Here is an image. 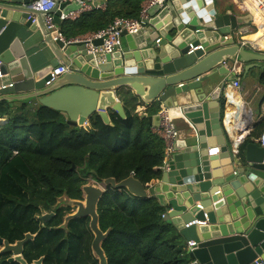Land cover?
<instances>
[{"label":"water","instance_id":"water-1","mask_svg":"<svg viewBox=\"0 0 264 264\" xmlns=\"http://www.w3.org/2000/svg\"><path fill=\"white\" fill-rule=\"evenodd\" d=\"M29 2L0 0V86H6L0 88V100L34 98L40 105L59 111L67 124L79 129L93 114L110 124L107 109L125 117L117 97L120 87L129 88L147 105L159 101L170 108L177 105L176 96L186 97V91H195L196 100L189 95L179 104L194 136L184 148L174 145L168 170H162L155 184H149L153 180L144 184L133 175L119 181L107 177L100 183L84 184L82 199L73 200L76 209L65 219L88 218L93 234L91 250L100 262L106 264L101 248L106 233L98 226L97 204L109 186L125 188L139 198L154 197L168 208L163 219L174 225L184 244L195 242L187 251L197 264H264V147L243 140L233 150L228 146L226 80L220 84L216 99H206L208 88L215 85L213 76L229 71L227 62H250L247 67L259 66L264 71V64H258L264 61V50L255 44L248 49L232 36L240 25L252 23L251 14H236L230 8L220 11L212 0H166L162 7L149 8V18L143 24L146 32L122 31L121 37L131 47L128 51L121 49L100 58L88 54L83 42L64 44L53 39L44 17L53 14L54 23L59 24L60 1L48 12L30 8ZM68 4L63 14L79 7ZM31 14L35 22L28 19ZM21 26L40 30L52 52L47 66L34 70L29 65ZM225 35L229 37L224 39ZM93 43L99 45L101 40ZM196 46L200 47L193 49ZM58 63L68 71L45 85L48 70ZM233 113L236 122L238 112ZM248 114L252 116L251 110ZM242 117L248 120V115ZM147 120L157 126L159 116H147ZM247 120L246 126L251 124ZM215 144L219 148L213 152L219 153L210 155L207 149ZM52 214L40 218L44 221ZM33 236L26 233L14 243L0 237L1 252L12 254L8 262L27 264L21 256L22 247ZM42 260L40 257L32 264Z\"/></svg>","mask_w":264,"mask_h":264},{"label":"trees","instance_id":"trees-1","mask_svg":"<svg viewBox=\"0 0 264 264\" xmlns=\"http://www.w3.org/2000/svg\"><path fill=\"white\" fill-rule=\"evenodd\" d=\"M143 1L108 0L105 10L84 14L78 26L97 31L116 16L135 18ZM68 27L60 29L66 38L74 36L66 32ZM259 79L264 85V74ZM117 97L124 118L111 110L109 124L93 114L88 127L79 129L34 98L0 101V117H7L0 124V237L14 243L25 233L33 234L35 244L22 250L28 264L41 255L43 264H98L91 250L93 234L85 229L87 217L69 219L64 227L55 228L74 210L60 207L58 197L81 200V187L89 180L119 181L133 175L146 184L160 178L164 143L147 120L158 114L160 103L148 104L145 117L136 111L141 99L129 88L120 87ZM41 209L53 214L43 221ZM97 214L98 226L106 233L101 242L106 264L191 263L186 244L174 225L163 219L164 207L156 198H139L125 188L107 186ZM2 254L0 264H7L10 252L4 259Z\"/></svg>","mask_w":264,"mask_h":264},{"label":"crops","instance_id":"crops-1","mask_svg":"<svg viewBox=\"0 0 264 264\" xmlns=\"http://www.w3.org/2000/svg\"><path fill=\"white\" fill-rule=\"evenodd\" d=\"M84 1L87 4H89L90 8H88L86 10L79 11V12L75 11L72 15H68V17H66L65 19H61V17L59 19L60 23L57 24V26L61 29L62 25L63 26L68 25L69 27L66 28V32L69 35H74V36H71L69 38L85 36V35H88L89 33L95 32V31H93L92 27L88 26L89 28H82L81 26H78L79 20L81 19V17L84 14L90 15V14L96 13L97 11L105 10L107 7V3H108V0H96V3H94V0H84ZM212 1L215 4L216 8H218L220 11L230 8L236 14L247 13V12L243 11L240 2L238 4L235 2V0H212ZM68 3H69L68 1H61L60 2L61 7L60 8L58 7L57 10H59V11L64 10L69 5ZM61 11L59 14L60 16L63 14ZM263 22H264V19H262V23ZM239 28H242L244 30V34H242L241 36H238V35L232 33V36L234 37V39L236 41H240V40L244 41L245 47L248 49H251V44L254 45V42H255L254 40H251V38H249V37L254 35V34L264 33V25L262 27V30H263V32H262V30L259 27V24L255 20V17L252 19V23L242 24L239 26ZM20 29H21L20 33L22 36V46L25 49V55L29 59V65L34 70L47 66L49 59L52 57V52L50 51L48 46L43 42L40 30L39 29L29 30L27 28H24L23 26H21ZM141 31H142V33L146 32L147 28L142 27ZM138 39L139 38H137L136 41ZM133 42H134V40L132 41V44H133ZM134 46L136 47L137 45L136 44L132 45V47H134ZM130 48L131 47H128V44L125 41V38L122 37V50L128 51V49H130ZM252 62L253 61H251V63ZM233 64H234V62L233 63L227 62L226 66L229 69L230 67H233ZM248 64H250V62H245V63L236 62V64H235L236 67L240 66V73L238 75L239 83L241 85L240 89H235V88L232 89L230 87L229 88L226 87L227 84L231 83L232 80H234L236 78V74H234L231 71H227V72H222V74H215L213 76V80L215 81V85L212 88H208V90L206 92L207 93V97H206L207 100L216 99V97L219 94L218 90H219L220 84L226 80V82L224 83V86H223V92L227 91V93H228V99H227V104H226L227 117L225 119V124L228 127H230L232 125L231 127L233 129L230 133H228L226 135L227 137L225 136V140L228 143V146H231V150H233V148L234 149L237 148L236 146L240 142V140L241 141L243 140L244 143L249 142V141H253V142H256L258 145H260L258 142V138H259L261 131L264 129V85L261 83V81L259 79L260 76L262 74H264V71L261 70V68L259 66L247 67L246 65H248ZM258 64L263 65L264 61H258ZM194 92H195L194 90L186 91L185 95H186V97H188L190 95L193 97L194 100H196V98L194 96L195 95ZM230 92H232V93H230ZM186 97L185 96L183 97V94L176 96L177 105L170 108L171 109V112H170L171 119L179 131V137L177 138L175 144L176 145L181 144V146L184 145L183 148L185 147V145L189 144V142H188L189 138L194 136V130L192 129L191 125H189L188 121L184 118L183 114L180 111V105L179 104H181V102H183L186 99ZM219 98L221 99L222 97L219 96ZM230 98H231V100L233 99V101H235L234 103H236V110L238 112L236 122H235V119L233 118L234 114H230L228 111V107H229L228 105L230 103L229 102ZM35 101H31V103L35 104ZM159 103H160V106H161V104H163L162 102H159ZM121 104H122V102H121ZM237 105H239V106H237ZM122 106H123V104H122ZM146 106H147V104L141 100L140 107H138L136 109V111L141 113L142 116H143V114L146 115V113L143 111V110H145ZM10 107L14 108V106H12V105H10ZM238 107H239V109H238ZM123 108H124V106H123ZM178 110H179V112H178ZM248 110H251L252 116L248 114ZM110 111H111V109H107V111H106L108 118H109ZM141 111H143V112H141ZM243 114L248 115V120H251L250 125H248V126L245 125L246 124L245 121L247 119L242 117ZM88 120H89V118H88ZM88 120L86 121L85 127H88V125H89ZM6 122H7V117L0 118V124L6 123ZM228 122H230V123H228ZM154 127L155 126L152 125V131L153 132H154V130H153ZM215 148H219L217 144L212 145V147H208L207 150H208L210 155H214V154L219 153V151L216 153L211 152ZM163 151H164V148H163ZM164 163H165V155H164V162L162 164V167H163ZM151 183L155 184L156 181L153 180L149 184H151ZM167 210H169V209L164 208V213ZM180 237H181V240L183 241V237L182 236H180ZM196 264H197V262H196Z\"/></svg>","mask_w":264,"mask_h":264},{"label":"built area","instance_id":"built-area-1","mask_svg":"<svg viewBox=\"0 0 264 264\" xmlns=\"http://www.w3.org/2000/svg\"><path fill=\"white\" fill-rule=\"evenodd\" d=\"M57 1H68L69 3H75L79 5V8L70 11L67 14H62L61 19H65L68 15H72L75 11H82L90 8L89 4H87L84 0H30L29 7L32 9L48 12L51 10L57 3ZM166 0H144L140 5V10L138 16L135 18L129 17H120L116 16L112 19V21L103 29L97 30L95 32L89 33L85 36H79L75 38H66L60 28L54 23L53 14H46L44 17V21L47 29L52 33L53 39H59L64 44L75 43V42H83L84 46L87 50L88 54H92L95 57L103 58L105 54H110L113 52L121 51L122 49V31L130 34L136 32L137 30L143 27V24L148 20V10L154 5L162 7L165 4ZM236 3L241 4L243 11L251 14L252 18L255 17V12L259 13L262 19H264V0H235ZM59 17V18H60ZM31 19L32 22L36 21V17L31 14L28 19ZM237 30V29H236ZM234 34L241 36L244 34V30L242 28L237 30V33ZM229 35H225L224 39H227ZM101 40L99 45H95L93 42L95 40ZM159 39L156 40L158 42ZM240 45L245 46V42L240 40L238 41ZM252 46V44H251ZM200 46H196L193 49L199 48ZM236 62H234L233 67L229 68V71L236 74V78L232 80L231 83L227 84L226 87H230L232 89H240L241 85L239 83V73L240 66L236 67ZM68 69L66 66L58 63L56 66L51 67L47 72V80L45 81V85H50L53 81H55L60 75L67 72ZM7 86H11L8 84ZM6 87L5 85L0 86V88ZM232 93V92H230ZM228 93L225 92V101L227 102ZM170 107H166L163 104L160 106V110L158 112L159 122L158 125L153 128L154 132L159 135L164 143V155H165V163L162 167V170H168V158L169 154L173 150V147L176 143L177 138L179 137V131L174 125L171 115ZM227 114H224L226 117ZM1 118V117H0ZM225 120V119H224ZM229 121V120H228ZM230 123V122H228ZM225 128L227 133L232 131V127H228L225 124ZM258 142L261 146L264 147V129L261 131ZM217 151V149L213 150ZM212 151V152H213ZM16 153V151H14ZM92 181V180H91ZM94 182V181H93ZM95 183V182H94ZM196 224H202L200 221H196ZM195 246L194 241H188L186 243V247L189 251H191ZM190 264H196V260L191 261ZM257 264H259L257 262Z\"/></svg>","mask_w":264,"mask_h":264},{"label":"rangeland","instance_id":"rangeland-1","mask_svg":"<svg viewBox=\"0 0 264 264\" xmlns=\"http://www.w3.org/2000/svg\"><path fill=\"white\" fill-rule=\"evenodd\" d=\"M240 29V28H239ZM238 30V29H237ZM237 30L235 31L236 33H237ZM13 153H14V151H13ZM88 183H91V184H96V183H94L93 181H91V180H89L88 181ZM24 189V192H26V189L25 188H23ZM23 189H22V191H23ZM18 198V197H17ZM18 200V199H17ZM60 203L59 205H60V207H73V209L75 210L76 209V206L74 205V202L73 201H70V200H67V198L66 197H64V196H61V197H58L57 199H56V203ZM16 205H18V203L16 204ZM26 208H28V207H26ZM26 208H24V209H26ZM74 210H72V212L74 211ZM71 212V213H72ZM46 213H49V212H47V211H45V210H43V209H41V213H38V214H41L40 216H42V215H44V214H46ZM70 214V213H69ZM68 215V214H67ZM67 215H65L64 217H63V219H62V223H60L59 225H57V226H55V228H57V227H61V226H65L66 225V223H67V221L68 220H66L65 219V217L67 216ZM35 217H37V214L35 213V215H34ZM83 226V225H82ZM85 229L87 230V232L88 231H91L90 230V228H89V226L87 225L86 227H85ZM40 233H43V234H45V233H47V231H42V232H40ZM26 234V233H25ZM25 234H24V236H25ZM88 234V233H87ZM24 236H23V238H24ZM82 243V242H81ZM28 244H31V245H34L35 244V241H33V240H31V241H29V242H26L24 245H23V249H26V245H28ZM187 248V247H186ZM0 252H1V248H0ZM6 254H9V252H4V254H2L1 255V259H4L5 257H7V255ZM92 254L97 258V260H98V264H102L101 262H100V260L98 259V257L92 252ZM10 257V256H9ZM9 257H7V258H9ZM40 257H43V255H41ZM6 258V261H8V259ZM38 259V258H37ZM92 260V259H91ZM91 260H90V263H91ZM6 261H5V263H6ZM12 263H14V262H8L7 264H12ZM105 264V263H104Z\"/></svg>","mask_w":264,"mask_h":264},{"label":"bare ground","instance_id":"bare-ground-1","mask_svg":"<svg viewBox=\"0 0 264 264\" xmlns=\"http://www.w3.org/2000/svg\"><path fill=\"white\" fill-rule=\"evenodd\" d=\"M255 20L259 24L260 29L262 30L264 22L262 23V17L257 12H255ZM262 32H263V30H262ZM249 38H251V40L255 41L254 44L256 47L264 50V33L254 34V35L250 36ZM234 102L235 101H233V99H232V100H230V103L228 105L229 106L228 111L230 114H234L233 111H236V103H234ZM237 106H239V105H237ZM226 117H227V115H226ZM226 117H225V119H226ZM224 122H225V120H224Z\"/></svg>","mask_w":264,"mask_h":264},{"label":"flooded vegetation","instance_id":"flooded-vegetation-1","mask_svg":"<svg viewBox=\"0 0 264 264\" xmlns=\"http://www.w3.org/2000/svg\"><path fill=\"white\" fill-rule=\"evenodd\" d=\"M50 217V216H49ZM1 248V247H0ZM22 250H23V247H22ZM12 254L10 253V256H11ZM21 256H22V252H21ZM40 258V257H39ZM35 260H37V259H35ZM34 261V260H33ZM33 261L30 263V264H32L33 263ZM28 264V263H27ZM41 264H43V260H42V262H41Z\"/></svg>","mask_w":264,"mask_h":264}]
</instances>
